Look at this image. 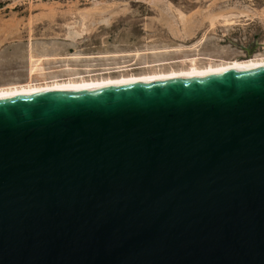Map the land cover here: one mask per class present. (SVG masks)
Segmentation results:
<instances>
[{
	"label": "water",
	"instance_id": "1",
	"mask_svg": "<svg viewBox=\"0 0 264 264\" xmlns=\"http://www.w3.org/2000/svg\"><path fill=\"white\" fill-rule=\"evenodd\" d=\"M0 264H264V67L0 99Z\"/></svg>",
	"mask_w": 264,
	"mask_h": 264
},
{
	"label": "rangeland",
	"instance_id": "2",
	"mask_svg": "<svg viewBox=\"0 0 264 264\" xmlns=\"http://www.w3.org/2000/svg\"><path fill=\"white\" fill-rule=\"evenodd\" d=\"M202 38L201 53L215 58L264 54V0H0V86L27 81L31 47L81 52L80 65L100 72L113 71L105 64L114 59L140 73L124 53Z\"/></svg>",
	"mask_w": 264,
	"mask_h": 264
},
{
	"label": "bare ground",
	"instance_id": "3",
	"mask_svg": "<svg viewBox=\"0 0 264 264\" xmlns=\"http://www.w3.org/2000/svg\"><path fill=\"white\" fill-rule=\"evenodd\" d=\"M222 18L226 23L233 22L232 15H224ZM214 20L215 17L211 19L212 22ZM204 42L205 39L202 38L188 46L178 44L173 48H147L124 53V59L131 57L140 61L139 65L144 69L140 73L131 72L128 65H121L114 59L105 64L113 65V68H106L113 71L100 72L95 68V64H87L84 67L80 65L83 59L88 58L81 52L62 56L59 48L37 50L31 47L28 55L27 81L0 86V99L129 86L193 75L264 67L263 53H256L247 59L215 58L211 54L201 53ZM116 56L117 54H111L108 57Z\"/></svg>",
	"mask_w": 264,
	"mask_h": 264
}]
</instances>
